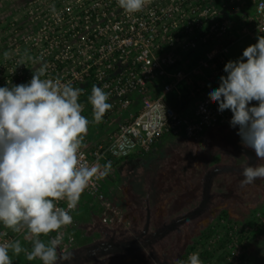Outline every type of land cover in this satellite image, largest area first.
I'll return each mask as SVG.
<instances>
[{"label": "built area", "instance_id": "1", "mask_svg": "<svg viewBox=\"0 0 264 264\" xmlns=\"http://www.w3.org/2000/svg\"><path fill=\"white\" fill-rule=\"evenodd\" d=\"M47 1L41 33L29 37L28 49L23 46L29 55L27 60H0V87L28 83L33 72L46 65L42 79H59L83 89L78 101L83 105V116L92 110L88 96L93 85L111 93L107 102L112 108L105 116L121 114L124 118L108 144L90 148L84 140L80 150L82 162H111V170L105 178L90 182L80 199L92 198L109 209V177L121 162L145 158L165 138L205 142L209 130L232 128V113L219 112L208 96L219 87L235 43L219 8L199 4L200 0H170L167 6L151 0L142 11L126 14L117 0ZM253 15L249 34L256 42L264 35V0L257 1ZM206 47L210 49L198 61L185 63L184 56ZM6 71H11L12 77ZM173 94L179 99L187 96L183 111L169 104ZM80 204L79 200L76 209L70 211L72 224L60 229L58 254L75 243L72 230L77 227ZM57 206L66 209L67 203L58 201ZM108 220L110 217H106ZM260 234H264V210L246 221L220 216L210 225V232L177 260H187L189 254L198 252L204 264H250L249 250ZM24 235L0 227V243ZM56 235L52 232L48 240ZM24 262L42 264L39 259L27 260L25 254Z\"/></svg>", "mask_w": 264, "mask_h": 264}, {"label": "clouds", "instance_id": "2", "mask_svg": "<svg viewBox=\"0 0 264 264\" xmlns=\"http://www.w3.org/2000/svg\"><path fill=\"white\" fill-rule=\"evenodd\" d=\"M150 3L117 0L126 14L140 12ZM8 55L4 53L5 58ZM224 73L209 99L219 112L232 113L230 124L238 127L242 145L264 161V35L246 47L241 58L228 61ZM45 75L46 65L33 72L28 83L0 87V223L14 233L23 232L32 245L22 247L19 239L0 243V264H13L10 251L42 264L70 262L71 253L58 255L60 229L72 224L70 211L90 182L111 170V162L88 165L80 159L90 123L78 102L83 89L59 79H42ZM110 95L93 85L88 101L97 124L112 108L107 102ZM253 101L257 103L252 105ZM241 175V186L264 180V164L248 163ZM58 201H66L67 208L57 206ZM52 232L57 235L47 242L40 238ZM175 264L204 262L195 252Z\"/></svg>", "mask_w": 264, "mask_h": 264}, {"label": "rangeland", "instance_id": "3", "mask_svg": "<svg viewBox=\"0 0 264 264\" xmlns=\"http://www.w3.org/2000/svg\"><path fill=\"white\" fill-rule=\"evenodd\" d=\"M154 1H158L159 4L164 6L170 3V0ZM257 1L200 0L199 4H208L219 8L221 19L227 22L230 33L237 42L243 37H251L249 32L253 28V13ZM47 3V0H0V60L5 58V52L9 54L8 58L19 57L21 60H27L29 55L23 46L28 49L26 42L29 37L41 33L40 29L46 19L43 12ZM225 4L227 6L224 7ZM204 53L187 55L183 59L185 63H194L203 57ZM6 74L12 77L11 71H6ZM23 74L26 77V74ZM6 86L8 85L6 84ZM85 113V117L90 120L91 125L88 127V133L84 140L90 143V148L96 146V144H104L103 140L112 129L113 120L106 121L103 118L102 122L97 124L93 120L92 110ZM111 116L114 119L120 117L118 114H112ZM229 130L230 127L211 129L207 132L205 142L165 138L161 141L160 146L154 148L149 155L143 158L140 165L142 169L140 174L119 179L115 170L111 174L112 177H109L111 181L109 183L113 181L116 184L113 183L110 187H117V196L124 197L115 200L117 206L124 211L125 198L127 197L126 194L121 192L122 188L127 194L131 193L132 196L137 197L140 202H142V198H146L148 195L152 203L159 200L163 201L164 206H169L168 208L170 211L173 210L174 215H182L199 206L203 196L205 178L210 171L216 166L236 165L243 167L248 162L244 155L238 153L229 145L227 141ZM237 140L242 145L239 136ZM257 164H264V161L258 160ZM241 180H243V176L240 173H223L214 178L210 207L218 211L216 219L220 217V214H224L227 218L235 221H246L255 216L257 212L264 210V180H257L246 186H241ZM176 200L179 201L177 206L174 204ZM80 201L81 204L76 214V218L80 223L81 220H86L89 216L103 218L100 209L103 212H109L108 209L99 206L98 202L92 198L86 199L83 197ZM124 213H126V210ZM86 214L88 215L84 216ZM113 214L118 215L119 212L111 211V216L107 217L112 218ZM110 224L109 226H111ZM0 227L6 228L2 223H0ZM72 231L75 235V241L84 232L79 229ZM49 235L51 236V233ZM49 235H42L40 238H45V242H47ZM260 236H264V234L258 235V237ZM194 237L196 238V236ZM22 238L19 239L22 247L28 248L30 244L27 240L23 241ZM256 239L250 252V264H264V238ZM196 240L197 238L194 243ZM190 248L187 247L184 253L189 251ZM28 249H31V247ZM9 255L13 264H22L19 256H15L11 251ZM182 255L180 257L176 256V258H181Z\"/></svg>", "mask_w": 264, "mask_h": 264}, {"label": "flooded vegetation", "instance_id": "4", "mask_svg": "<svg viewBox=\"0 0 264 264\" xmlns=\"http://www.w3.org/2000/svg\"><path fill=\"white\" fill-rule=\"evenodd\" d=\"M231 130L232 128H230L229 134ZM229 134L227 136L228 143ZM237 137L238 135L236 140ZM160 145L161 142L155 148ZM229 145L231 146L230 143ZM142 161L143 158H130L121 162L116 168L118 178H130L140 174ZM223 167L236 168L233 172L226 174H241L239 169L243 168L236 165ZM113 183L116 184L113 181L108 183L110 188L107 194L110 205L109 212H103L100 209L103 218L89 216L86 220H81V223L78 220L75 230L79 229L84 232L65 252L71 253L73 259L70 262L63 261L61 264H173L178 258L176 256L180 257L185 254L186 248H190L194 244V240L200 238L202 232L208 229L218 216L216 214L218 211L211 208L209 203L201 215L183 220L198 206L182 215H174L173 210L170 211L169 206H164L163 201L152 203L148 195L140 202L131 193L127 194L124 188L121 189V192L126 194L127 198H125V205L123 204L125 207L123 211L115 202L122 196H117V187H110ZM176 201L174 204L177 206L179 201ZM125 210L127 214L124 213ZM111 211L119 212L120 216L113 214L114 216L110 218L111 221H105L107 216H111Z\"/></svg>", "mask_w": 264, "mask_h": 264}, {"label": "water", "instance_id": "5", "mask_svg": "<svg viewBox=\"0 0 264 264\" xmlns=\"http://www.w3.org/2000/svg\"><path fill=\"white\" fill-rule=\"evenodd\" d=\"M239 131L238 127L233 128L229 134L228 140L231 146L238 151L240 154L244 155L247 159L250 165H256L258 163V158L255 155L254 150L246 148L242 146L239 142L236 140L237 132ZM246 164V165H247ZM244 167V166H243ZM236 170V168H229V167H220L217 166L213 171L208 173L206 175L205 183H204V188H203V196L202 200L199 204V206L190 214L186 215L183 220H188V219H193L203 213L204 210L208 207L213 195H212V184L214 181V178L218 175H221L223 173H229L233 172ZM243 168L239 169L240 172H242Z\"/></svg>", "mask_w": 264, "mask_h": 264}, {"label": "crops", "instance_id": "6", "mask_svg": "<svg viewBox=\"0 0 264 264\" xmlns=\"http://www.w3.org/2000/svg\"><path fill=\"white\" fill-rule=\"evenodd\" d=\"M254 43H256L255 41H254V39L253 38H251V37H243L242 39H240V40H238L237 42H235L233 45H232V47H231V49H230V53H229V61L231 60V61H235V60H238L239 58H241L242 57V54H243V51H244V49L246 48V47H248L249 45H251V44H254ZM120 117H118V118H113L111 115H109L108 117L107 116H104L103 118L106 120V121H108V120H113V122H114V124H113V126H112V129L110 130V132L107 134V137H105V139L103 140V142H104V144H108L109 142H110V137H111V135L114 133V131L116 130V128H117V125H118V123L124 118V115H121V114H118ZM87 143H88V145L90 144L88 141H87ZM264 204V203H263ZM261 206H263V205H261ZM264 207V206H263ZM262 207V208H263ZM2 226V225H1ZM258 238H264V236H260V237H258ZM257 238V239H258ZM23 239V241H26L25 239H24V237L22 238ZM256 239V240H257ZM42 240H44L45 241V238H42ZM30 245L28 246V248H30L32 245H31V243L29 242V241H27ZM253 245V244H252ZM251 249H252V246L250 247V252H251ZM19 257H20V260H22L23 258H24V253H21L20 255H19ZM19 260V261H20ZM34 264H36V263H34Z\"/></svg>", "mask_w": 264, "mask_h": 264}, {"label": "trees", "instance_id": "7", "mask_svg": "<svg viewBox=\"0 0 264 264\" xmlns=\"http://www.w3.org/2000/svg\"><path fill=\"white\" fill-rule=\"evenodd\" d=\"M210 48L209 47H206L204 48L202 51H200L198 54H202L204 53L205 50H209ZM187 101H188V98L187 96H182L180 99L179 97H177V95L173 94L171 96H169L168 98V102L170 105L174 106L178 111H183L184 108L186 107V104H187ZM221 216H225L227 217L226 215H221ZM210 232V226L208 229L204 230L202 232V236H205L206 234H208ZM201 236V237H202ZM190 250V249H189ZM185 254H183L182 256H184Z\"/></svg>", "mask_w": 264, "mask_h": 264}]
</instances>
